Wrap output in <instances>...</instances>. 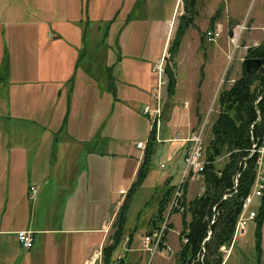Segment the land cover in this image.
I'll return each instance as SVG.
<instances>
[{"label":"rangeland","instance_id":"obj_1","mask_svg":"<svg viewBox=\"0 0 264 264\" xmlns=\"http://www.w3.org/2000/svg\"><path fill=\"white\" fill-rule=\"evenodd\" d=\"M177 2L167 24L175 0H0L1 127L19 146L21 137H25V144L32 151H41L44 146L54 150L55 143L45 138L51 134L42 125L43 116L48 118L43 97L46 88L61 91L63 118L72 126H78L84 118L91 137L83 148L71 143L79 152L72 161L85 169L82 177L87 188L81 184L82 178L79 182L89 192V199L83 201L87 206L79 207L83 215L97 212L98 201L111 204L112 209L113 202L124 199L118 189L124 186L127 191L135 180L138 155L135 145L147 141L151 132V120L142 110L146 105L158 103L153 89L157 84L154 63L163 57L173 66L172 61L180 55L181 66L173 94L167 95L165 86L161 90V124L149 144L152 153L146 175L130 191L124 208V233H132V240L147 231L158 201L181 176L182 152L173 162L167 161L174 147L163 140L176 133L184 134L188 115L197 106L203 111L199 123L212 109L210 122L205 126L207 146L211 123L219 109L217 95L230 85V79L240 75L248 48L264 40L262 29L251 28L249 21L252 17L255 25L261 24L264 0H218L214 6L202 5L199 0L194 23L201 30L190 28L186 32L185 29L181 45L171 58L169 49L184 11L183 0ZM216 9L219 14L215 22H223L229 11L245 17L238 23H245L246 29L236 45L230 42L235 25L222 28L214 22L211 28H220V37L214 43L203 38ZM185 100L189 103L187 109L182 106ZM9 104L13 105V117L8 114ZM73 133L80 131L73 127ZM61 145L58 143V147ZM67 151L64 147L63 152ZM160 162H167V172L159 168ZM195 183H202V177ZM258 202L255 198L254 209ZM179 228V221H175L168 230L167 241L172 246L169 256H156L151 264L178 262L179 245L173 229ZM258 245L259 264H264V223L259 236L252 221L246 236L235 241L222 264H258ZM132 256L135 264H147L137 252Z\"/></svg>","mask_w":264,"mask_h":264},{"label":"crops","instance_id":"obj_2","mask_svg":"<svg viewBox=\"0 0 264 264\" xmlns=\"http://www.w3.org/2000/svg\"><path fill=\"white\" fill-rule=\"evenodd\" d=\"M195 1L191 24L187 26L186 32L190 28L200 29L194 23V16L197 13L196 6L201 2ZM217 3L218 0H202V5L214 6ZM177 6L178 2L175 0L171 16L166 19L167 24L173 17ZM215 14L214 18L219 14L218 9ZM244 19L245 17L241 14H232L229 11L223 22H217V20L213 22L224 28L236 26ZM249 21L251 28H262L264 14L263 20L258 26L254 24V18L249 17ZM180 45L181 41L179 47ZM199 45L201 48V40ZM176 57L173 60L175 75L181 66L180 55ZM43 99L45 101L44 110L45 113L47 112L48 118L43 116L42 125L51 134L46 135L45 138L50 140L51 144L55 143L54 150L50 151L44 146L41 151H32L25 144V137H21L23 141L19 146L10 133L3 131L0 124V264H92V253L102 249L111 241V232L106 230L107 224L120 204L118 201L122 199L119 189L125 187L121 186L118 189L121 198L113 202L112 209L111 204L103 205L98 201L96 203L97 212L91 213V215L80 214L79 207H85L88 204L83 201L89 199V192H87L88 189L86 191L81 187L83 184L87 188L86 181L82 177L85 174V169L78 168L77 161H72V159L79 155L75 146L86 147V142L91 137L84 125V118L80 119L82 123H79L78 126H72L69 120L63 118L61 91L54 87L46 88ZM185 102L187 107H184ZM182 106L187 109L188 101L185 100ZM7 109L9 117H13V105L9 104ZM202 112L196 106L193 113L188 115L186 132L200 124L198 120L201 118ZM73 127L75 131L78 129L80 134L73 133ZM171 138L163 140L171 143L174 147L167 161L173 162L174 157L182 152L181 166L183 170L186 145L182 142L168 140ZM211 138L212 134L209 140ZM60 142L62 145L58 147ZM71 143L76 145L73 146ZM48 145L51 147L50 144ZM64 147L67 148V152H63ZM136 149L138 148L136 147ZM93 156L95 155L93 154ZM141 160L142 153L138 149L134 170L137 171ZM58 162L61 164H57ZM164 163L166 169L163 171L167 172V162ZM81 178L80 184L79 179ZM194 183L195 181H188L185 195L187 201L195 197L202 185V183ZM31 186L36 187L34 198L30 197ZM20 230L32 232L33 244L31 248L25 249L19 242L17 232ZM127 257H129V264L135 263L131 253Z\"/></svg>","mask_w":264,"mask_h":264},{"label":"trees","instance_id":"obj_3","mask_svg":"<svg viewBox=\"0 0 264 264\" xmlns=\"http://www.w3.org/2000/svg\"><path fill=\"white\" fill-rule=\"evenodd\" d=\"M195 0H183V13L179 16L176 37L170 46L169 52L173 58L178 50L181 36L187 26L191 24L194 13ZM217 14V13H216ZM215 14V15H216ZM215 18L210 21V28L213 27ZM181 22V23H180ZM204 38V36H203ZM203 40L202 37L200 39ZM175 51V52H174ZM246 57L264 58V40L251 48ZM170 60H165V90L167 95H172L177 83L173 66H170ZM173 63V61H172ZM112 86V84H111ZM113 87V86H112ZM264 64L247 70L242 63L240 75L234 79V82L228 87L221 90L217 96L219 106L218 113L211 123L210 132L212 138L206 146V156L209 160L231 152L229 161L223 166L221 176L215 174L216 165L209 164L205 170L206 191L204 195L194 197L189 204V212L191 214L190 222L187 224L184 220V226L189 228V242L182 246L179 250L178 263L195 256L201 246V242L206 235L207 225L203 223L202 217L205 212L210 211L211 205L217 204L220 208V215L216 223L212 226L213 235L205 242L206 257L204 264H222V256L217 251L218 247L224 243H229L233 234L236 217L241 208V199L246 196L250 190L254 179L253 164L254 156L247 158V167L242 171L239 178L237 192L228 200H220L221 194L226 188L232 186V175L238 170V162L242 156H246V149L250 146V137L255 139L264 133ZM259 95L261 99L256 102ZM155 127L152 126L150 136L147 139L145 149L143 150L142 160L137 168L135 180L128 188L124 201L116 213L114 220V230L111 234L112 242L105 245L102 249L103 264H113L114 253L120 250L124 233V208L130 195V191L145 177L147 166L150 161L152 150L149 146L153 142ZM177 184V183H176ZM176 184L170 185L163 196L158 201L157 212L150 220V230L156 226L162 218V214L167 207V203L173 193ZM185 218V215H184ZM264 221V190L260 198V205L257 210L255 219V229L257 235L260 236V229ZM147 225V222H146ZM130 238L132 233H130ZM132 241V238H131ZM259 244V243H258ZM257 261L259 264L261 250L257 246ZM129 258L117 264H129Z\"/></svg>","mask_w":264,"mask_h":264},{"label":"built area","instance_id":"obj_4","mask_svg":"<svg viewBox=\"0 0 264 264\" xmlns=\"http://www.w3.org/2000/svg\"><path fill=\"white\" fill-rule=\"evenodd\" d=\"M246 29L245 23L237 24L233 29V32L230 37V42L236 45V41L240 36L242 30ZM264 33V26L261 28ZM221 30L220 28L216 27L215 29H207L204 32V39L206 42L214 43L220 37ZM164 58L162 57L160 60H157L154 63L153 70L157 74V84L154 86L153 89L156 90V100L158 103L155 106L146 105L142 112L143 114L147 115L151 120V128L152 126L155 127V131L157 132L160 128L161 118H162V107L159 103L161 97V90L162 87L166 85V77L164 72L165 67ZM234 82V78L230 79V85ZM264 95V89L262 92ZM262 95H259L256 99L258 102ZM184 107H187V103H184ZM212 109H209L202 119V122L197 125V127L188 130L185 134L176 133L170 141H177L182 142L186 145V153L184 156V167L182 170L181 177L177 182L173 193L167 203V208L162 214L161 221L156 225L153 226L150 230L139 234L134 240L131 241L129 235H125L123 237L122 245H121V252H119L114 257L113 264H117L124 259H128L127 255L130 253L133 254L134 252L138 253V256L141 257L142 261L147 260V264H151L154 258L157 256H165L168 257L169 253L172 251V246L167 241V234L168 230L171 226L174 225L175 221H179L180 228L173 229L175 233V239L177 244L179 245L178 248V256L179 250L182 246H185L189 242V228L187 225L184 226L183 222L188 224L191 219V214L189 212V204L185 195H186V187L189 180L195 181L199 180L202 177V185L198 190L195 197H199L204 195L206 191V184H205V170L209 164L216 165L215 174L220 177L221 171L223 166L229 161V155L231 152L224 153L218 157H216L213 161L209 160L206 156V146H205V136H206V129L205 126L210 122L209 116ZM219 112V111H218ZM156 134V133H155ZM250 146L246 149L248 154L246 156H242L240 161L238 162V170H236L232 175V186L225 189V191L221 194L220 200H228L232 195L237 192V186L239 182V178L241 177L242 171L247 167V158L254 156V164H253V173L254 179L248 194L241 199V208L236 217V221L234 224L233 234L229 243H224L218 247V252L222 256V263L228 257L231 248L235 241L243 237L247 234V226L250 222H255L257 216V210L260 205V198L263 194L264 190V133L257 137L256 139L251 136L250 137ZM160 141V139H157ZM147 141L142 142L138 141L136 143V147L141 150L143 154V150L145 149ZM221 163V167L218 164ZM159 168L162 170L166 169V165L164 162L159 163ZM126 189L120 188L119 194L121 196L126 195ZM36 193V187H30V197L34 198ZM124 198V197H123ZM258 198L259 203L257 208H253L254 199ZM123 200V199H122ZM121 201V200H120ZM118 201V203H120ZM121 206V204H118ZM118 206V210L119 207ZM116 213H114L112 219L108 221L107 224V231L111 230L113 227L114 230V220L116 217ZM185 215V218H184ZM220 215V208L217 204L211 205V209L208 212H205L202 221L207 225L206 235L201 242V246L195 256L191 257L190 259L184 260L181 264H204V260L206 257V247L205 242H207L213 235V228L212 226L216 223ZM177 217V219H176ZM113 232V231H112ZM112 234V233H111ZM17 238L19 242L25 249H29L32 247L33 244V235L31 231L27 230H20L17 232ZM111 239V238H110ZM112 240L110 241V243ZM103 249V248H102ZM102 249H98L92 253L91 262L92 264H103V254ZM123 251V252H122ZM178 260V258H177ZM135 264V263H134ZM175 264H179L175 262Z\"/></svg>","mask_w":264,"mask_h":264},{"label":"water","instance_id":"obj_5","mask_svg":"<svg viewBox=\"0 0 264 264\" xmlns=\"http://www.w3.org/2000/svg\"><path fill=\"white\" fill-rule=\"evenodd\" d=\"M251 47L248 48V51H250ZM243 64L247 70L251 68H256L262 64H264V58H255V57H249L245 58L243 60Z\"/></svg>","mask_w":264,"mask_h":264}]
</instances>
